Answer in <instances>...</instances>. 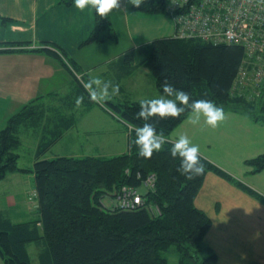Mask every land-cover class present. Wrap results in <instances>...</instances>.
I'll use <instances>...</instances> for the list:
<instances>
[{
	"label": "trees",
	"instance_id": "obj_1",
	"mask_svg": "<svg viewBox=\"0 0 264 264\" xmlns=\"http://www.w3.org/2000/svg\"><path fill=\"white\" fill-rule=\"evenodd\" d=\"M199 1L189 3L198 7ZM72 2L59 1L67 6ZM88 2L93 6V0ZM93 8L95 26L81 44L117 41L110 11L101 15ZM129 8L139 15L168 16L173 33L130 47L125 46L124 37L116 51L118 56L107 65L111 76L106 81L121 87L113 93L116 100L102 101L121 121L133 127L127 151L115 155L44 157L52 143L73 125L75 113H61L72 111L77 104L95 105L91 98V90L97 91L94 82L56 42L42 40L41 46L34 47L31 40L20 38L22 32L13 40L0 41L2 54L39 52L56 60L71 75L73 84L69 96L57 98L60 108H42L36 97L11 115L0 130V180L16 170L33 173L37 201L34 215L24 220H15L8 210L0 209V258L5 264H34L29 251L32 243L37 249L35 264H216L214 250L203 245L211 219L194 203L206 174L213 172L264 202V196L201 154L202 173L190 177L179 170L181 157L171 154L174 141L168 136L192 110L185 104L178 115L156 114L145 120L138 116L140 100L124 95L126 90L121 83L134 69L145 67L159 95L165 83H172L187 91L193 100L209 99L224 111L240 112L255 123H264V78L254 81L257 71L264 66V53L249 60L241 43L227 42L221 36L178 37L177 15L184 7H172L170 0H141ZM7 21L10 19L0 14V23ZM244 66L254 79L240 89L234 84ZM242 92L254 98L249 100ZM48 111L55 113L47 114ZM144 123L152 124L165 139L162 148L153 150L151 156L140 155L135 142V129ZM24 127H32L41 135L32 166L20 168L17 149ZM243 162L251 166L250 173L259 172L264 169V152ZM151 172L157 178L150 191L143 183ZM122 186L139 191L145 205L136 210L107 207L105 199L116 198ZM203 250L206 255L200 259L199 251ZM171 253L176 255L175 261L170 259Z\"/></svg>",
	"mask_w": 264,
	"mask_h": 264
},
{
	"label": "crops",
	"instance_id": "obj_2",
	"mask_svg": "<svg viewBox=\"0 0 264 264\" xmlns=\"http://www.w3.org/2000/svg\"><path fill=\"white\" fill-rule=\"evenodd\" d=\"M59 1L0 0V14L10 19L6 24L0 23V41L13 40L22 32L23 36L20 38L31 40L34 47L41 46L42 40L56 42L75 59L88 78L92 79L93 86L99 94L106 79L111 76L107 65L119 54L115 53L112 57L103 59L104 51H117L124 37H126L125 46L128 47L152 39L148 36L149 30L142 25L152 18L155 19L156 15H139L129 8L134 3L133 0H125L124 3L123 0H119V8L111 9V21L117 34V41L108 40L105 43L82 45L81 42L88 37L95 26L92 4L87 2L84 8H79L75 0L68 6ZM125 21L124 29L122 22ZM156 27L155 24L152 30L156 31ZM138 30L144 31L146 35H136ZM171 33L172 24L159 36ZM142 68L146 69L140 67ZM137 72L138 69H134L127 77L136 75ZM72 87V77L63 65L45 54L0 53V94L5 98L10 95L13 97L19 90L25 93V97L31 98L30 100L37 97L36 100L40 101V105H47L55 102L51 98L69 96ZM122 89L128 88L124 84ZM92 109L86 113L92 112ZM69 112L77 113L74 110ZM224 114L225 120L215 126L208 124L203 115L193 123L194 113L191 111L169 136L175 141L181 134L187 135L193 143L199 145L201 154L232 172L245 185L255 187L264 193V169L253 174L250 173L251 167L243 164L245 158L264 152V123H255L245 115L239 116L238 112L224 111ZM105 115L111 118V115L107 113ZM75 119L77 121L78 117L75 116ZM117 126L114 125V131L118 129ZM211 129L215 134V138H212V146ZM219 129H222L223 133L220 134ZM227 133L232 139L239 135L238 133H242V144L244 140L249 143L244 148L251 150L247 155H238L237 161L232 160L233 168L226 162L228 157L221 142ZM260 134L263 136L260 137ZM194 203L211 219V226L204 237V243L216 253V264H264L263 201L217 174L208 172ZM15 219L22 220V216ZM0 263L3 264L1 258Z\"/></svg>",
	"mask_w": 264,
	"mask_h": 264
},
{
	"label": "rangeland",
	"instance_id": "obj_3",
	"mask_svg": "<svg viewBox=\"0 0 264 264\" xmlns=\"http://www.w3.org/2000/svg\"><path fill=\"white\" fill-rule=\"evenodd\" d=\"M124 2L125 0H123V3ZM117 8H119V6L113 7L112 9L117 10ZM109 11L110 13H112L111 9ZM122 23H123V28L125 29L126 21ZM155 24L157 25L156 31H153L152 29H154ZM170 24L171 22L169 21L168 16H155V19L152 18L149 21L143 23L142 27L148 29L149 30L147 31L149 32L148 36L154 38V37H159V35L163 34ZM188 26L189 29L192 30L193 34L196 36V34L193 31L194 25L188 24ZM184 27L185 26H178V28H182V29H184ZM135 34L142 36L146 35L145 32L142 30H138V32H136ZM115 53H117L116 50L104 51L103 59L112 57ZM263 60H264V56H263ZM147 72L148 71H146V69L144 68L142 69L138 68V72L136 75H131L130 77L125 76L122 79L121 83L125 84L128 89H126V91H124L123 94L127 96L129 95V98H132L134 100H142L146 98L160 96L159 92L154 86L151 75ZM246 72L247 70L246 67L244 66L242 68L241 75L237 77L235 80V84H234L235 87L243 89L244 87L248 86V83L252 81V79H254L252 72L250 73H246ZM76 75L78 77H81L80 73H76ZM262 78H264V66L260 68V76L257 79H254V81H257L258 79L260 80ZM22 92H26V91H22ZM92 92L93 91L91 90V93ZM109 92H110V96H106V97L100 96L98 99H95L96 101L95 105L91 107H87L83 104H77L76 106H74L73 110L77 112L74 116L78 117L77 121L76 119L72 118L73 127L71 126L70 128L62 132L61 136L57 138L52 143L50 148L45 152L44 157H53L55 155H64V154L77 155V156L86 155V154L109 156V155L121 153L122 151L124 152L127 151L126 149L128 146V137L133 127L121 121L116 115H114V113L111 112V110H109L108 107L104 105L102 101L103 98L111 99V100L117 99L116 95L113 97V93H111V88H109ZM24 94L25 93H21V91L19 90L17 91L16 94L13 95V97H11L12 95H10L9 97L7 96V98H5L2 96V94H0V130L5 126L7 119L11 115L15 114L19 109H21V107L24 104L29 102L31 98L25 97ZM241 94H244L245 97H247L249 100H252L251 98H254L251 94L250 97L247 96L245 92H242ZM56 99L57 98H51V100L55 102L47 103V105H51V107L54 106L60 108L61 104L58 101H56ZM37 103L39 105L40 101H38ZM41 106L42 108L46 107V105L44 104H42ZM93 107L94 109H92ZM89 109L90 110L92 109V112L86 113V111H89ZM102 110L103 111L106 110L108 112H103ZM67 111L68 110H66V112H62L61 115L65 114V116H69L70 113H68L69 111L68 112ZM54 113L55 111H51V112L48 111L47 114H54ZM105 113L111 115L112 119L107 117ZM238 114L239 116H241L242 113L238 112ZM223 120L218 121L216 124H219ZM115 124L118 125L117 126L118 129L114 131L113 128ZM218 132L221 134L223 133V130L219 129ZM205 133L207 134V132ZM238 134L239 135L234 136V138L232 139L230 138V135L227 133L225 138L221 140L222 144L226 149V155L228 157L226 162L232 168H233L232 160L234 162L237 161L238 155L243 156V155H247L248 153H251V150H248V148H244L247 147L249 143L244 140L242 144L241 140L243 137L241 136L243 134L242 133H238ZM40 135L41 134L35 133L34 128L32 127L21 128L19 133L21 144L17 149V153L19 154V158L17 160L18 167L27 168L32 166L35 160V152L37 149ZM252 136L253 138H255L253 134ZM259 136L262 137L263 135L260 134ZM212 138H215L213 129H211V146L213 145ZM168 139L174 141L170 138V136H168ZM199 154L201 153L199 152ZM201 155L204 156L203 154ZM204 157L207 158L206 156ZM251 157H247L245 159ZM246 166L251 167L250 165H246ZM220 167L235 177V175L232 172H230L229 170L225 169L222 166ZM259 176L263 177V175H259ZM156 178H157L156 173L151 172L148 174V177L146 179L147 182L143 184H146V186L150 185L152 187H155ZM250 187L260 195L264 196V193L262 191L256 189L255 187L254 188L252 186ZM143 188L145 187L143 186ZM140 189L142 190V188ZM145 189L151 191V189L149 188H145ZM33 192H35L33 173L22 170H16L14 172L8 173L4 179L0 180V209H3L5 211L8 210L11 213L13 219L17 218L18 216L19 218L22 216V220L32 217L34 215L37 205L36 197L33 195ZM112 194H115V192H113ZM112 200L113 199H105L104 204H107V207L112 208ZM123 210H130V209H123ZM203 245L207 246L204 242ZM29 251H30V256L35 264L37 261V256H36L37 249L33 243L29 245ZM174 255L175 253H171L170 259L173 258V260L175 261L176 255L175 256ZM204 255H206V252L204 250L199 251L200 259H202ZM2 263L5 264L3 260Z\"/></svg>",
	"mask_w": 264,
	"mask_h": 264
},
{
	"label": "built area",
	"instance_id": "obj_4",
	"mask_svg": "<svg viewBox=\"0 0 264 264\" xmlns=\"http://www.w3.org/2000/svg\"><path fill=\"white\" fill-rule=\"evenodd\" d=\"M170 1L172 7H184L177 15L179 26H185L184 29L178 28V37L194 35L188 26L193 24L195 34L212 36L214 39L221 36L227 42L241 43L249 60L252 56L264 53V0H200L198 7L189 3V0ZM207 9L212 12H205ZM207 22L211 24L206 26ZM259 76L260 69L256 78ZM144 186L152 188L150 185ZM116 195L112 200V208L135 210L145 205L143 196L133 187L122 186Z\"/></svg>",
	"mask_w": 264,
	"mask_h": 264
},
{
	"label": "clouds",
	"instance_id": "obj_5",
	"mask_svg": "<svg viewBox=\"0 0 264 264\" xmlns=\"http://www.w3.org/2000/svg\"><path fill=\"white\" fill-rule=\"evenodd\" d=\"M88 0H75L76 6L84 8ZM135 4H139L141 0H133ZM119 0H93V7L101 15H105L115 6H118ZM109 85H111V93H118L119 84H113L112 81H105L102 92L97 91L91 93L92 99H98L100 96L110 94ZM83 98H79L77 103H80ZM140 109L138 116L147 118L158 114L160 117L168 115H178L184 111L183 105L187 104L193 111V123L197 122L201 115L206 119V122L211 125H216L220 120L224 119V110L209 99H191L190 94L176 88L172 83L163 85V93L160 96L142 99L139 101ZM135 142L139 146V154L143 156H151L153 150H160L165 143V139L150 123H144L135 129ZM173 156L181 157L180 169L188 176L200 174L204 171V165L200 162L199 145L191 141L184 134H181L174 141L170 149Z\"/></svg>",
	"mask_w": 264,
	"mask_h": 264
}]
</instances>
